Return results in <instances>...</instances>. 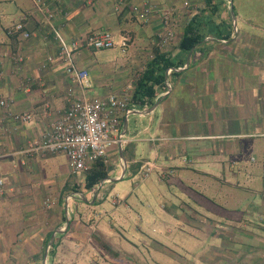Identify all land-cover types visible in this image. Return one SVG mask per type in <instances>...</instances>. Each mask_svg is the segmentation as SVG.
Returning <instances> with one entry per match:
<instances>
[{
  "label": "crops",
  "instance_id": "0c3cea01",
  "mask_svg": "<svg viewBox=\"0 0 264 264\" xmlns=\"http://www.w3.org/2000/svg\"><path fill=\"white\" fill-rule=\"evenodd\" d=\"M45 1L53 13L49 22L32 0H0V52L6 74L0 93L12 100L13 112L31 114L27 121H14L7 117L9 107L0 106V264H66L76 261L80 252L95 250L97 238L106 245L134 246L121 221L129 218V228L133 224L139 228L135 221L142 217L137 207L150 205V217L163 224L164 215L185 219L178 216V204L196 203L193 197L186 198L191 193L187 184L209 174L223 180V173L237 172L244 142L251 139L250 147L252 140L264 137V35L251 34L252 28H260L241 14L232 16L228 10L232 0H213L215 14L205 0H193L188 20L198 13L203 32L211 33V26L228 21L233 26L239 21L240 28L226 39L207 35L190 51L178 48L180 35L164 48L157 46L160 12L177 0ZM144 2L155 6L149 23L130 11L131 5ZM19 21L35 34L27 38L9 34ZM183 26H176L180 33ZM53 28L66 41L102 29L114 36L115 45L108 52L80 46L74 53L75 65L89 73V88L83 90L67 76ZM122 40L127 44L124 51ZM13 49L24 57L16 75L7 53ZM155 49L180 66L166 71L165 85L155 87L153 104H137L127 124L123 122L122 144L109 147L104 159L108 178L87 190L82 178L78 180L81 173H71L65 155L29 151L67 107L69 89L74 96L87 98L121 96L130 83L132 92L140 75L136 66L146 51ZM248 123L263 126L262 133H241ZM214 156L219 158L215 166ZM229 156L234 160L226 162ZM146 163L154 168L144 177L141 166ZM149 178L161 192L157 187L150 190L154 185ZM162 194L176 204L165 203L160 211L153 200ZM247 199L251 201L242 199L236 207L245 205V210L257 200Z\"/></svg>",
  "mask_w": 264,
  "mask_h": 264
},
{
  "label": "rangeland",
  "instance_id": "374dc122",
  "mask_svg": "<svg viewBox=\"0 0 264 264\" xmlns=\"http://www.w3.org/2000/svg\"><path fill=\"white\" fill-rule=\"evenodd\" d=\"M177 1L178 3L173 5L175 6V14L172 18V26L174 29L173 31L176 30L173 42L180 34V31L176 28L177 24L181 23V26H183L188 21L192 8L195 7L193 0ZM184 2H187L188 5L185 6ZM195 3L197 4L198 1ZM232 4L234 12L241 14V16L248 19L250 24L260 28H252V30L249 31L251 34L256 33L264 35V0H232V3H228V10L230 11ZM234 25L235 27L232 23L234 31L236 27L238 29L240 28L239 21L236 24L234 23ZM159 31H161V28L156 31V34ZM234 34H236V31ZM113 40L115 45L114 36ZM102 50L103 52L110 51V49ZM151 54L153 55L151 50L145 52L144 58L139 65L136 66V72H141L140 68L144 67L143 63L150 59L152 56ZM258 129L259 132H257ZM260 131H263V126L259 127V125H250L249 123L240 130L243 134L244 132H248L249 134L262 133ZM250 140L251 139L248 141ZM248 141H245L243 144L245 149L240 156L242 161H239L242 168L237 170V174L234 173L233 175V172H227L223 180H218L216 177L209 174L207 178H197L199 180H191L190 183L187 184V186H190L191 193L186 198L193 197L196 202L195 209L209 217L208 219H211L210 221H207V219L206 222L200 224L195 223L192 226L190 224H185L182 219L179 220L180 218H169L164 215L163 221L165 224H163L161 221L150 217L149 211L147 210H150V205L147 204L144 205L141 210H139L138 207L136 208L142 217L141 220L136 219L135 221L138 223L139 228L134 227V224L132 228H129L132 223V220L129 218H124L123 221H121L122 224L125 225L123 227L126 228L125 233L127 238L134 243V246L125 244L124 242L117 244L111 243L110 245L107 242L108 245H106L102 239L97 238L96 242H94L96 245L95 250L91 249L90 252H80V256L76 261H67L66 264H212L213 262H208V260L202 262L201 258L209 249H219L222 242L216 237V235H221L218 228L211 237H207V234H210V232L207 231L214 228L213 223L210 224L208 222L225 220L229 223H235L244 219L242 213L245 211V205H241L239 210H236L235 207L242 199L246 198L245 202L251 201L247 198H251L252 194L256 192L258 186L256 178L264 172V137L258 136L255 140H252L250 147ZM232 158L234 160V156L226 157V162L231 161ZM218 159L217 156H214V162L211 163L215 166L218 164ZM217 168L211 171L216 173ZM83 174L84 172L79 175L78 180L81 178L83 180ZM224 174L225 173H223V175ZM235 175L237 177H235ZM219 177H222V175L219 174ZM152 178L155 179V176H152ZM204 179L207 181L205 182ZM148 180L151 181L152 179L149 178ZM153 185L154 186L150 185L151 191L157 187V191L159 190L161 192V189H159L161 186L158 188L157 184L153 183ZM156 197L159 201L154 199L153 204L160 211H162V206L165 203L171 206L176 204L168 202L163 194L160 195V197ZM204 205H207V207ZM178 216L181 217V215ZM246 217H248V215ZM140 226L142 228L141 232L139 231ZM183 227H186L185 230H182ZM249 229L259 234L264 233L254 227H249ZM120 240L115 239V241ZM228 256H225V258ZM247 257L249 258L251 256L248 255L246 258ZM246 258L236 263L229 262V264H246ZM229 259L232 260L231 257Z\"/></svg>",
  "mask_w": 264,
  "mask_h": 264
},
{
  "label": "built area",
  "instance_id": "2783aa9c",
  "mask_svg": "<svg viewBox=\"0 0 264 264\" xmlns=\"http://www.w3.org/2000/svg\"><path fill=\"white\" fill-rule=\"evenodd\" d=\"M34 6L44 14L49 22L53 13L45 0H32ZM187 6L188 3L184 2ZM155 6L149 2L131 5L130 11L142 23H149ZM175 14V6L163 8L160 12L161 31L156 34V42L159 48L170 45L174 39L172 18ZM235 27V25H234ZM236 31V28H235ZM235 31H232L234 35ZM54 36L58 41L59 58L65 64V72L69 79L77 83L83 90L90 87L89 73L86 69L79 68L74 63V53L80 47L88 49H109L114 46L112 33L108 29L91 32L84 38L66 41L57 29L53 28ZM9 34L19 33L24 38L35 34L25 28V23L19 21L8 31ZM126 40H122L121 47L124 51ZM12 62V74H18L24 62V57L19 50L7 52ZM152 57V56H151ZM4 54L0 52V85L5 81L6 74L3 68ZM141 71V70H140ZM168 72L170 71L167 70ZM21 88L25 86L20 84ZM131 85L126 87L121 96L108 94L100 98H87L86 96H74L72 89L68 90L67 107L50 124L45 131L43 139L36 147L29 151L39 150L41 153L63 154L68 159V164L73 174L84 172L89 165L97 159H105L107 150L113 145H121L124 138L123 122L133 113L135 105L131 103ZM12 100L3 97L0 93V106H11ZM7 117L14 121H27L30 113L7 112ZM5 132V126L1 127ZM152 163L141 166L142 175L148 176L153 170ZM2 185V180H0Z\"/></svg>",
  "mask_w": 264,
  "mask_h": 264
},
{
  "label": "trees",
  "instance_id": "16d2710c",
  "mask_svg": "<svg viewBox=\"0 0 264 264\" xmlns=\"http://www.w3.org/2000/svg\"><path fill=\"white\" fill-rule=\"evenodd\" d=\"M205 2L208 7H210V12L215 14L217 6L213 5V0H205ZM197 15L198 13L190 18L181 29L177 44L180 50H192L207 35H213L224 39L230 38L232 35L233 28L231 21H228L224 26H215L216 31L215 28L211 26L209 28L211 33H209V31L208 34L207 32H203L202 26L204 25ZM209 22L210 21H208L206 25L209 24ZM179 64L180 63L174 62L166 52L155 49L152 57L145 62L143 71H141L140 75L135 79L134 90L131 92V103L135 106L137 104L143 105L145 102H148L150 105L153 104L156 97L155 87L164 86L166 71L171 69V73L175 72L174 70L180 66ZM181 65H183V63H181ZM234 173L237 174V172L233 171V175ZM226 174L227 173L224 175ZM169 176L170 173L166 172L165 178ZM235 177L237 176L235 175ZM106 178H108L107 164L103 158L97 159L84 171L83 185L85 189L91 190L98 185L101 180ZM256 179L258 186L256 192L252 194V197L257 200L253 199L254 201H252L242 213L244 219L235 223H229L225 220L208 222L210 224L213 223L214 228H212L213 230L207 231L210 232V234H207V237H211V235L219 229L221 235H216V237L222 242V245L219 246V249H209L201 258L202 262L208 260V262H213L212 264L236 263L250 255L251 257L245 259L247 261L246 264H264V233L259 234L249 229V227H254L264 232V172ZM240 208L241 207H236V210ZM178 210L181 216L184 215L186 217V219H182V221L192 226L195 223L200 224L206 222L209 218L195 209L193 202L190 201L179 203ZM247 215L248 217H246ZM210 220L211 219H208L207 221ZM225 256L228 257L225 258ZM230 257L232 260L229 259Z\"/></svg>",
  "mask_w": 264,
  "mask_h": 264
},
{
  "label": "water",
  "instance_id": "95a60500",
  "mask_svg": "<svg viewBox=\"0 0 264 264\" xmlns=\"http://www.w3.org/2000/svg\"><path fill=\"white\" fill-rule=\"evenodd\" d=\"M231 14H232V16L234 17V13H233V10H232V5H231ZM124 124H125V125L127 124V121H126V120H124Z\"/></svg>",
  "mask_w": 264,
  "mask_h": 264
}]
</instances>
